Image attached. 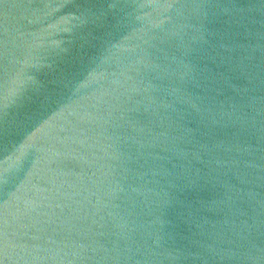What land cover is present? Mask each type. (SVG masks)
Instances as JSON below:
<instances>
[{
	"label": "water",
	"instance_id": "water-1",
	"mask_svg": "<svg viewBox=\"0 0 264 264\" xmlns=\"http://www.w3.org/2000/svg\"><path fill=\"white\" fill-rule=\"evenodd\" d=\"M0 264H264V0H0Z\"/></svg>",
	"mask_w": 264,
	"mask_h": 264
}]
</instances>
